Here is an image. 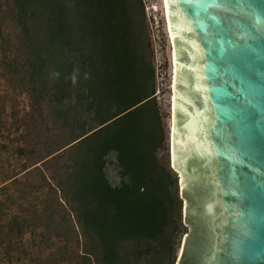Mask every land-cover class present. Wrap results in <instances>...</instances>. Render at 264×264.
<instances>
[{
	"label": "trees",
	"instance_id": "trees-1",
	"mask_svg": "<svg viewBox=\"0 0 264 264\" xmlns=\"http://www.w3.org/2000/svg\"><path fill=\"white\" fill-rule=\"evenodd\" d=\"M130 3L0 0V64L26 84L41 121L58 129L29 139L21 150L25 178H10L17 199L47 185L44 206L22 217L7 212L13 195L8 205L0 200V247L7 251L11 236L33 224L42 226L48 247L53 237L65 242L44 257L53 256L52 264H164L162 253L168 264L175 261L166 229L179 222L182 199L176 174L157 157L168 134L154 69L135 45ZM45 100L50 112L43 115ZM111 152L120 174L115 184L105 169ZM57 206L65 211L59 219ZM73 234L80 251L70 248Z\"/></svg>",
	"mask_w": 264,
	"mask_h": 264
},
{
	"label": "water",
	"instance_id": "water-1",
	"mask_svg": "<svg viewBox=\"0 0 264 264\" xmlns=\"http://www.w3.org/2000/svg\"><path fill=\"white\" fill-rule=\"evenodd\" d=\"M168 9L173 165L191 230L177 264H264V0Z\"/></svg>",
	"mask_w": 264,
	"mask_h": 264
},
{
	"label": "rangeland",
	"instance_id": "rangeland-1",
	"mask_svg": "<svg viewBox=\"0 0 264 264\" xmlns=\"http://www.w3.org/2000/svg\"><path fill=\"white\" fill-rule=\"evenodd\" d=\"M130 2L135 45L143 57V61L150 63L154 69L155 96L167 136L171 66L161 0H130ZM7 29L13 33L16 32V28L13 26H8ZM11 51L15 54H20L17 50V45L11 46ZM1 57L2 52L0 51V59ZM42 111L43 115L50 112L47 100L42 103ZM51 130L52 132L53 130L58 131L57 128L52 127V124L45 123L44 120L41 121V118L37 116V111L33 108L26 84L18 76H12L7 73L4 66L0 64V186H7V188L5 186L3 188L0 187V200L8 205L12 201L8 200V196L13 195L16 198V202L12 203L8 208L9 210H7L9 214L16 213L22 217H28L33 214L34 209L39 210L44 206L45 200L48 198L47 185L36 190L28 200L17 199L18 195L14 187L15 181L10 180V178L13 176H16V180L25 178V174L22 172V164L25 160L21 151L22 148L26 147V144L30 141L29 139L36 133L40 132L46 136L50 134ZM28 134L31 135L28 136ZM157 157L163 164H167V162L169 164L167 140L165 147L157 150ZM113 161H115V154L111 152L107 156L105 169L108 178L115 184L119 183L120 174L116 164L112 163ZM169 167L172 173L177 174L171 164H169ZM45 172L49 176L48 171L45 170ZM50 181L57 186L56 179H51ZM183 203L184 201L182 200V205ZM64 207L66 209L69 208L68 205ZM62 208L61 206L58 207V212L56 213V218L58 219L65 215V211ZM69 217L70 220L71 218L73 219V213H70ZM66 223L70 224L68 221ZM42 230L41 225L29 224L25 227L23 234H13L11 236L12 248L7 251L5 246L0 247V264H52L53 256H47V260H44V257L50 251L58 250L59 246H62L65 242L59 237H53V244L48 247L41 242L40 231ZM187 233H191L190 225L185 222V217L181 210L179 222L175 221L166 229V234L174 237L176 255H178L179 246L182 245ZM77 238L76 234L72 235L70 248L80 251L81 246L80 243H77ZM1 239L3 244H6L5 237L2 236ZM176 255L173 264H176L178 259ZM161 258L164 264H168V253H162ZM59 264L66 263L60 261Z\"/></svg>",
	"mask_w": 264,
	"mask_h": 264
},
{
	"label": "bare ground",
	"instance_id": "bare-ground-1",
	"mask_svg": "<svg viewBox=\"0 0 264 264\" xmlns=\"http://www.w3.org/2000/svg\"><path fill=\"white\" fill-rule=\"evenodd\" d=\"M162 5V12H163V20H164V26H165V32H166V38L168 40L169 45V59H170V79H169V122H168V150H169V164L173 168V153H172V132H173V101H174V78H175V62H174V46H173V40H172V31H171V24H170V18H169V9H168V0H161ZM159 93V91H158ZM181 191H182V185H181ZM182 193V192H181ZM184 217H185V202L184 206L182 208ZM186 236V235H185ZM185 239V237H184ZM184 242V240H183ZM181 246V248H180ZM179 246L178 250V259L180 257L183 243ZM178 259L176 260V264L178 262Z\"/></svg>",
	"mask_w": 264,
	"mask_h": 264
}]
</instances>
